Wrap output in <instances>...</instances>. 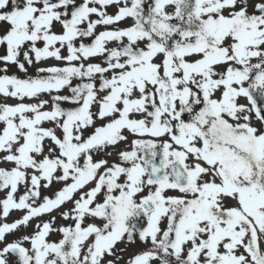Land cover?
Segmentation results:
<instances>
[{
	"label": "snow or ice",
	"instance_id": "obj_1",
	"mask_svg": "<svg viewBox=\"0 0 264 264\" xmlns=\"http://www.w3.org/2000/svg\"><path fill=\"white\" fill-rule=\"evenodd\" d=\"M0 264H264V0H0Z\"/></svg>",
	"mask_w": 264,
	"mask_h": 264
}]
</instances>
